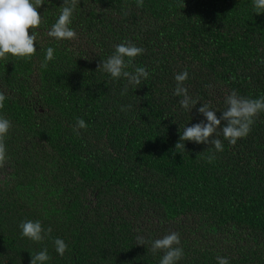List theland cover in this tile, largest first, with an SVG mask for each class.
<instances>
[{
  "label": "trees",
  "instance_id": "16d2710c",
  "mask_svg": "<svg viewBox=\"0 0 264 264\" xmlns=\"http://www.w3.org/2000/svg\"><path fill=\"white\" fill-rule=\"evenodd\" d=\"M62 4L37 9L31 59L0 60V116L11 122L0 165V264H30L44 248L46 264H159L163 252L137 245V236L171 232L184 253L177 264H264V112L235 145L214 136L222 152L174 147L184 127L205 120L203 104L219 118L233 90L264 96V13L252 0H80L69 25L76 39L58 42L47 33ZM128 41L145 50L133 64L149 75L122 96L126 79L97 69ZM48 47L54 59L44 69ZM185 70L198 101L187 110L173 95ZM77 118L88 125L79 135ZM23 220L52 232L40 243L21 238ZM55 238L68 245L63 256Z\"/></svg>",
  "mask_w": 264,
  "mask_h": 264
},
{
  "label": "clouds",
  "instance_id": "9594fccd",
  "mask_svg": "<svg viewBox=\"0 0 264 264\" xmlns=\"http://www.w3.org/2000/svg\"><path fill=\"white\" fill-rule=\"evenodd\" d=\"M80 3V0H63L61 11L58 19L51 26L47 35L56 41L74 40L77 33L69 25L72 22L73 13ZM144 0H136L137 7H143ZM44 4V0H0V60H7L9 56L17 59L29 60L35 55L37 35L34 30L37 29L42 18L38 12ZM255 13H264V0H252ZM31 31V34H30ZM53 47H48L45 52L41 68L47 69L48 63L54 59ZM145 50L137 47L130 41L120 43L115 46L114 52L105 60L101 61L97 70H102L109 74L114 80L121 77L126 79L127 84L122 90L121 95H125L128 91V85H140L142 79L148 77V71L145 67H137L133 64L134 59L143 54ZM129 67L133 71H128ZM176 86L173 95L183 97L179 101L184 109H192L198 103L188 95V90L184 86V82L188 79V72L185 70L174 76ZM235 77H233V80ZM6 96L0 92V109L4 108ZM226 109L221 112L220 117L216 115V111L211 110L208 104H203L198 108V112L203 115L205 120L196 123L190 127H184L179 136L178 142L175 144V151L183 153L185 151V141L196 144H209L214 147L216 152L224 150L223 143L219 138L223 136L229 144L235 145L238 139L246 137L254 123L255 117L264 112V96L257 99H249L237 94L233 90L226 98ZM128 105L127 108H130ZM121 111H126L121 106ZM206 121V122H205ZM223 123V127H221ZM88 125L83 118H77L73 126V132L80 134V129H87ZM11 122L7 118L0 116V165L6 159V146L4 143ZM219 129V131H218ZM211 151V149H209ZM175 154V152L173 153ZM216 159L215 152L208 155L206 160L212 163ZM21 238H28L33 242L40 243L45 239V235H50L51 227L45 230L39 220H23L19 223ZM56 252L63 256L68 245L61 238H55L53 241ZM150 244V251L156 254L158 251L163 252L159 264H177L183 258V248L180 245V235L177 232L166 234L162 238L152 241L145 240L142 236H137V245ZM30 264H46L51 259L47 248L30 253ZM218 264H229V260L225 257H217Z\"/></svg>",
  "mask_w": 264,
  "mask_h": 264
}]
</instances>
